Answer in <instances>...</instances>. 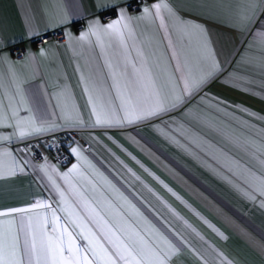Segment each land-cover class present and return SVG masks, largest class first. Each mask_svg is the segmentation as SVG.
Returning a JSON list of instances; mask_svg holds the SVG:
<instances>
[{
  "label": "crops",
  "instance_id": "0c3cea01",
  "mask_svg": "<svg viewBox=\"0 0 264 264\" xmlns=\"http://www.w3.org/2000/svg\"><path fill=\"white\" fill-rule=\"evenodd\" d=\"M129 1L0 0V101L7 109L9 97L17 105L23 97L20 117L59 125L23 140L0 141V148L12 151L24 168L0 177V210L27 207L36 200L58 207L59 196L38 167L45 163L57 173L78 164V172L111 196L88 167L90 161L177 246L179 251L169 264H264V208L260 207L264 198L257 195L253 201L245 195L251 191L245 182L248 173L264 175L260 153L252 146V142L264 144V45L255 35L264 20V0H165L181 20L206 30L219 71L171 111L133 124L92 126L95 118L80 76L88 75L90 69L102 70L106 79L107 69L95 37L91 46L76 38L91 21L107 24L116 19L118 9L127 10ZM156 2L148 0L142 6ZM140 9L132 14L127 10V15L140 16ZM245 10L255 11V22L242 21ZM106 12L112 14L111 19H102ZM164 17L168 22L167 12ZM132 25L146 52L159 45L163 63L178 80L177 61L171 58L159 21L133 20ZM52 31L64 39L36 44L40 35ZM170 38L180 63L187 58L195 68L201 41L194 37L191 47L182 51L187 39L182 41L171 30ZM148 40L153 41L151 48ZM15 45L24 48L23 58H14L11 47ZM106 83L111 81L106 79ZM61 93L69 98L68 110L74 106L83 125L69 127L61 119ZM66 130L81 139L70 145L66 165L49 154L38 163L31 152L19 151L20 144ZM12 131L0 128V134ZM71 147H78L87 161H78ZM55 179L66 188L58 175ZM71 179L81 188L87 186V195H93L82 176L74 173Z\"/></svg>",
  "mask_w": 264,
  "mask_h": 264
},
{
  "label": "snow or ice",
  "instance_id": "6c2138e0",
  "mask_svg": "<svg viewBox=\"0 0 264 264\" xmlns=\"http://www.w3.org/2000/svg\"><path fill=\"white\" fill-rule=\"evenodd\" d=\"M140 11V16H129L127 10L121 7L116 19L107 24H102L99 19L91 21L87 31H82L76 38L78 42L91 46L95 37V46L100 48L103 67L107 69L106 79L111 81L110 85L106 83L102 70L90 69L88 75L81 73L80 83L88 97L91 117L95 118L92 126L133 124L171 111L199 91L219 71L210 40L202 26L181 20L165 0H158L150 7L144 5ZM241 19L246 24L253 23L256 13L252 11L249 14L245 10ZM133 20L159 21L163 40L168 41L167 47L172 53L171 58L177 61L175 72L180 73L178 80L163 63L164 56L159 54L158 44L150 54L145 51L144 43L138 39L133 28ZM170 30L177 33L182 41L187 39L182 51L191 47L194 37L201 41L195 68L187 58L183 64L180 63ZM66 35L70 36L69 33ZM255 35L264 45V20L260 21ZM152 45L153 41L148 40L147 47ZM40 54L44 55L43 48ZM112 92L116 94L114 98ZM60 96L64 103L58 106L66 126L83 125L84 121L75 107L68 110L69 98L65 93ZM116 100L119 101L118 106ZM23 104V97L19 105L13 97H9L6 109L0 101V128L13 129L9 135L0 134V141L23 140L33 133L59 127L54 121L38 124L32 117H20L19 108ZM252 146L260 153V164L264 168V144L257 146L252 142ZM70 151L78 161H87L78 147H71ZM87 163L112 195H106L96 183L78 172V164H73L64 173H57L55 167L47 163L40 164V171L59 196L58 207L53 208L44 200H36L27 207L0 210V264H169L170 257L179 251L177 246L90 161ZM23 171L12 151L0 148V177ZM74 173L91 185L92 196L87 195V186L81 188L73 182L71 177ZM55 175L64 181L66 188L57 183ZM245 182L251 189L245 192L250 200L255 201L257 195L264 198V175L249 172ZM260 207L264 208V199H261ZM37 209L44 211L35 212Z\"/></svg>",
  "mask_w": 264,
  "mask_h": 264
},
{
  "label": "built area",
  "instance_id": "2783aa9c",
  "mask_svg": "<svg viewBox=\"0 0 264 264\" xmlns=\"http://www.w3.org/2000/svg\"><path fill=\"white\" fill-rule=\"evenodd\" d=\"M147 1L148 0H130L127 5L128 12L131 14L137 12ZM111 17V13H103L102 15L103 20H109ZM77 29H82V25H77ZM63 39L64 37L60 32L52 31L40 35L36 40V44H44L54 40L62 41ZM11 52L16 59H21L24 56V48L21 45H15L11 47ZM74 140L80 141L81 139L76 132L72 130H66L53 137L41 136L39 138L32 139L28 143L20 144L19 148H29V152L32 153L34 160L38 163L44 162L46 154H49L58 163L65 164L68 162V147Z\"/></svg>",
  "mask_w": 264,
  "mask_h": 264
},
{
  "label": "trees",
  "instance_id": "16d2710c",
  "mask_svg": "<svg viewBox=\"0 0 264 264\" xmlns=\"http://www.w3.org/2000/svg\"><path fill=\"white\" fill-rule=\"evenodd\" d=\"M106 13H110V12H106ZM112 15V14H111ZM73 143V141L71 142V144ZM70 144V145H71ZM70 147V146H69ZM69 147H68V149H69ZM70 161V157H69V154H68V162ZM68 162L67 163H65V164H63V165H66V164H68Z\"/></svg>",
  "mask_w": 264,
  "mask_h": 264
}]
</instances>
